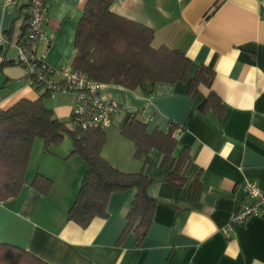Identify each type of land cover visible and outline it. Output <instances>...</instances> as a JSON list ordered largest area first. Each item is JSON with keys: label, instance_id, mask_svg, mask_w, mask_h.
<instances>
[{"label": "crops", "instance_id": "obj_1", "mask_svg": "<svg viewBox=\"0 0 264 264\" xmlns=\"http://www.w3.org/2000/svg\"><path fill=\"white\" fill-rule=\"evenodd\" d=\"M87 1L47 0L48 19L35 48L48 65H69ZM110 9L152 27L154 45L179 49L191 60L186 79L157 82L149 95L112 83L99 88L120 105L104 127L102 156L120 170L153 177L148 192L158 202L148 231L138 244L133 231L118 241L134 188L110 194L106 217L96 216L86 226L70 220L67 212L86 163L76 154L66 157L69 136L51 152L36 137L21 192L0 201V241L52 264H264V218L229 222L247 199L246 181L264 190V0H113ZM26 12V0H0V29L9 39L20 38ZM16 56L13 45L3 51L0 109L43 92L27 82ZM199 65L211 68L213 78L210 86L199 83L192 95L189 79ZM210 90L219 97L221 113L213 104L200 107ZM73 100L71 93H57L43 102L68 120ZM132 110L149 131L172 122L184 127L177 138L190 153L183 184L166 180L170 163L158 149L151 148L147 159L136 156L133 141L120 132ZM37 172L52 180L47 193L31 185ZM197 176L200 192L191 198L190 183Z\"/></svg>", "mask_w": 264, "mask_h": 264}, {"label": "trees", "instance_id": "obj_2", "mask_svg": "<svg viewBox=\"0 0 264 264\" xmlns=\"http://www.w3.org/2000/svg\"><path fill=\"white\" fill-rule=\"evenodd\" d=\"M112 2L113 0L86 2L76 27L74 53L68 66L84 71L101 83L118 84L145 95L151 94L157 82L174 83L186 79L190 58L179 49L165 44L154 45L153 28L112 11ZM27 16L26 12L19 42L25 36ZM5 62L3 58L0 65ZM212 78L213 70L199 65L189 79L188 92L193 95L199 83L210 86ZM34 87L43 90L36 99L21 98L8 108L0 109V201L21 192L36 137L43 140L45 151L51 152L64 137L69 136L72 149L66 157L72 154L80 156L86 163V170L68 209V218L86 226L96 216L106 217L110 194L134 188L126 223L118 241L129 231H133L136 244L140 243L148 231L158 202L148 192L153 177L143 170L128 172L111 165L101 154L106 139L104 128L84 124L91 115L90 110L87 109L80 116L71 111L68 120L60 119L43 102L45 96L53 94L52 91L40 81ZM219 103L218 95L210 90L200 107L205 109L213 104L214 110L221 113ZM175 127L176 124L172 122L165 129L149 131L147 122L140 118L139 111L132 110L120 125V132L133 141L137 157L144 156L147 159L151 148L158 149L162 161L170 163L166 180L181 185L186 180L185 171L190 162V153L173 136ZM51 181L50 177L37 172L31 185L40 192L47 193ZM200 186L197 176L190 183L191 198L198 196ZM0 264L52 263L18 244L0 241Z\"/></svg>", "mask_w": 264, "mask_h": 264}, {"label": "built area", "instance_id": "obj_3", "mask_svg": "<svg viewBox=\"0 0 264 264\" xmlns=\"http://www.w3.org/2000/svg\"><path fill=\"white\" fill-rule=\"evenodd\" d=\"M15 2L17 0H6ZM27 26L24 39H9L0 29V62L3 60V51L13 45L17 51V60L25 68L27 82L34 86L40 81L53 94L71 93L74 102L72 111L76 116L83 115L87 109L90 117L84 124L105 127L112 122L113 113L119 108L117 100L104 97L100 94L101 82L90 77L84 71L72 69L68 65L52 67L46 63L43 55L36 53L35 44L43 37L47 23V0H26ZM184 131L181 125L173 129V136L178 138ZM247 196L240 208L233 212L229 222H244L252 217H264V190L254 181L248 180L244 185ZM228 233V230H225Z\"/></svg>", "mask_w": 264, "mask_h": 264}, {"label": "rangeland", "instance_id": "obj_4", "mask_svg": "<svg viewBox=\"0 0 264 264\" xmlns=\"http://www.w3.org/2000/svg\"><path fill=\"white\" fill-rule=\"evenodd\" d=\"M55 94H57V93H55ZM33 144H34V142H33ZM33 146V145H32Z\"/></svg>", "mask_w": 264, "mask_h": 264}]
</instances>
